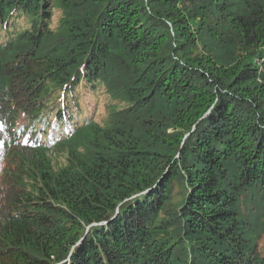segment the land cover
I'll list each match as a JSON object with an SVG mask.
<instances>
[{
	"label": "trees",
	"instance_id": "obj_1",
	"mask_svg": "<svg viewBox=\"0 0 264 264\" xmlns=\"http://www.w3.org/2000/svg\"><path fill=\"white\" fill-rule=\"evenodd\" d=\"M0 264H264V0H0Z\"/></svg>",
	"mask_w": 264,
	"mask_h": 264
},
{
	"label": "rangeland",
	"instance_id": "obj_2",
	"mask_svg": "<svg viewBox=\"0 0 264 264\" xmlns=\"http://www.w3.org/2000/svg\"><path fill=\"white\" fill-rule=\"evenodd\" d=\"M57 16H58V11H56L53 15L51 22L52 26L56 23ZM79 97L81 103L84 106L85 111L88 113V116H93L94 114H96L99 118H101L105 115L103 99H100V102L97 103V98L93 96V93H91V91L88 90L87 92L86 90L83 91Z\"/></svg>",
	"mask_w": 264,
	"mask_h": 264
}]
</instances>
